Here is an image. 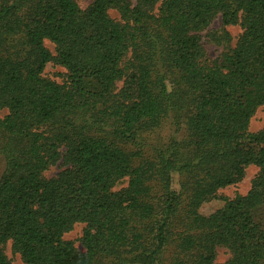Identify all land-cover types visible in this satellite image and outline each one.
I'll return each mask as SVG.
<instances>
[{
	"label": "trees",
	"instance_id": "1",
	"mask_svg": "<svg viewBox=\"0 0 264 264\" xmlns=\"http://www.w3.org/2000/svg\"><path fill=\"white\" fill-rule=\"evenodd\" d=\"M77 1L0 0V264L8 242L24 264H264V131H249L264 107V0ZM217 16L242 32L212 60L199 33ZM168 118L175 137L145 153ZM251 166L246 195L200 213ZM76 224L82 251L63 239Z\"/></svg>",
	"mask_w": 264,
	"mask_h": 264
},
{
	"label": "rangeland",
	"instance_id": "2",
	"mask_svg": "<svg viewBox=\"0 0 264 264\" xmlns=\"http://www.w3.org/2000/svg\"><path fill=\"white\" fill-rule=\"evenodd\" d=\"M94 0H78L77 3L79 8L84 10L88 6L93 3ZM133 4L137 0H131ZM159 6V3L157 4ZM109 16L116 20L121 21L120 15L116 10H109ZM242 30L238 25H225L221 19V16H217L212 23L201 33H199L200 43L206 53V56L212 60L217 59L223 53L231 51L241 34ZM44 45L49 51L55 55V48L52 43L49 41H45ZM67 71L61 67L60 65L49 63L46 65L43 75L45 78L50 79L58 84H63L66 80ZM123 86V81H120L116 84L114 94H118ZM6 114V111H2L1 116L3 117ZM173 119H165L163 121V125L153 131H149L143 134V138L141 139L145 143V146L148 148H143L145 153H148L149 149L165 146L170 140V137L174 135L175 137V125L172 123ZM249 131L252 133L264 131V107H260L256 110L253 115L250 124ZM179 136V134H178ZM2 138V137H1ZM3 141L0 139V148L3 145ZM133 148V147H132ZM62 151V148L60 149ZM6 167V159L4 155L0 152V179L4 174ZM64 169L62 159H58L56 163H54L46 172H44V177L46 179H50L56 176L60 171ZM258 173V168L249 167L245 171V176L237 184L228 186L226 188L220 189L217 192V196L215 200H212L208 203H205L201 209L200 213L202 215H209L214 211L222 208L224 203L221 199H233L234 197L240 195L244 196L248 193L251 188V182L253 178ZM178 178L174 176L173 180V189H178L177 180ZM127 184V180L120 182L115 190H119L125 187ZM218 198V199H217ZM255 220L261 223L264 226V205L261 206L255 213ZM84 228V224H76L73 229L66 233L63 237L65 241H70L74 244L75 248L79 251H82V246L80 243V238L82 235V230ZM4 253L11 261V264H24L18 254L13 253L11 248V243L8 242L4 247ZM230 255L228 251L224 248H217L216 250V263H224L229 259Z\"/></svg>",
	"mask_w": 264,
	"mask_h": 264
}]
</instances>
